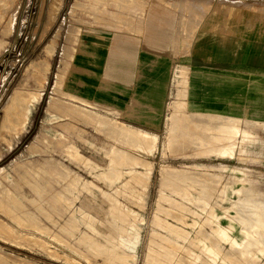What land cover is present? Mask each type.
<instances>
[{
  "label": "rangeland",
  "instance_id": "374dc122",
  "mask_svg": "<svg viewBox=\"0 0 264 264\" xmlns=\"http://www.w3.org/2000/svg\"><path fill=\"white\" fill-rule=\"evenodd\" d=\"M147 1L0 0V264H264L248 124L228 108L264 93V0H158L178 13L173 54L225 70L154 58L120 89L87 32ZM202 84L210 116L175 126Z\"/></svg>",
  "mask_w": 264,
  "mask_h": 264
},
{
  "label": "crops",
  "instance_id": "0c3cea01",
  "mask_svg": "<svg viewBox=\"0 0 264 264\" xmlns=\"http://www.w3.org/2000/svg\"><path fill=\"white\" fill-rule=\"evenodd\" d=\"M177 23L178 13L170 5L158 0H148L134 23L105 24L88 31L87 35L93 37L91 45L97 50L99 76L117 88L133 89L143 78V74H148L142 66L148 69L153 65L154 58H168L198 75L208 74L210 68L225 70L219 64L210 67L209 61L201 57H178L173 54ZM180 58L182 61H179ZM193 88L186 90L188 94L176 101L177 106L183 108L185 113L171 111L170 116L177 127L187 124L195 115L198 118L206 116L207 119L210 116L208 87L202 84L201 87ZM257 90L259 89H254ZM261 90L264 91V87ZM231 91L238 92L242 89ZM245 93L241 102H229L228 108L236 115L235 109L240 106L241 116L248 124L244 129L248 137L242 145L241 154L253 163L240 169L251 175L248 177L252 182L249 188H252L255 198H258L257 202L261 203L264 202V93L247 94L248 89H245ZM195 94L197 97H192ZM218 107V110H222V105Z\"/></svg>",
  "mask_w": 264,
  "mask_h": 264
},
{
  "label": "bare ground",
  "instance_id": "6f19581e",
  "mask_svg": "<svg viewBox=\"0 0 264 264\" xmlns=\"http://www.w3.org/2000/svg\"><path fill=\"white\" fill-rule=\"evenodd\" d=\"M196 7H197V6H196ZM202 7H203V6H202ZM204 7H205V6H204ZM205 9H206V8H205ZM226 12H227V11H226ZM196 13H197V12H196ZM194 23H196V22H194ZM198 24H199V22H198ZM195 26H196V25H195ZM70 97H71V96H70ZM34 98H36V97H34ZM38 98H39V97H38ZM30 99H32V98H30ZM30 99H29V100H30ZM72 99H73V98H72ZM72 99H71V100H72ZM31 101H32V100H31ZM78 102H79V101H78ZM80 103H81V102H80ZM50 107H51L50 109H52V106H50ZM17 108H18V107H17ZM20 109H21V108H20ZM23 109H24V108H23ZM23 109H22V111H23ZM50 109H49V110H50ZM81 110H82V109H81ZM81 110H80V111H81ZM22 111H21V112H22ZM18 112H19V111H18ZM19 114H20V113H19ZM20 115H22V113H21ZM12 119H13V118H12ZM8 120H9V119H8ZM8 120H7V122H8ZM25 120H26V119H25ZM18 121H19V120H18ZM20 121H21V120H20ZM10 122H11V121H10ZM14 123H15V122H14ZM18 123H19V122H18ZM16 124H17V122H16ZM16 124H15V125H16ZM19 126H20V125H19ZM236 128H238V127H236ZM13 130H14V129H13ZM13 130H12V131H13ZM21 131H22V130H21ZM139 131H140V130H139ZM10 132H11V131H10ZM140 132H141V131H140ZM144 132H145V131H144ZM233 132L237 133V130L235 131V130L233 129ZM138 133H139V132H138ZM138 133H137V134H138ZM142 133H143V131H142ZM142 133H141L140 135H142ZM143 135H144V134H143ZM143 135H142V136H143ZM145 135H146V132H145ZM148 135H149V133H148ZM233 135H234V134H233ZM152 136H153V135H152ZM152 136H151V137H152ZM149 137H150V136H149ZM149 137H148V138H149ZM152 138H153V137H152ZM152 138H151V139H152ZM154 138H155V136H154ZM154 138H153L152 141L155 143V139H154ZM227 138L229 139V137H227ZM234 138H235V135H234ZM231 139H232V138H231ZM231 139H230V140H231ZM226 140H227V139H226ZM233 140H234V139H233ZM153 142H152V143H153ZM226 142H227V141H226ZM64 145H65V144H64ZM152 146H154V145L152 144ZM221 152H222L223 154H225V153H226V154H227V153H228V154H229V153H232L231 150H230V151H226V149H225V150H222ZM70 156H71V155H70ZM259 225H261V227H263V226H264V222H263V221H260ZM219 233L223 234L222 229H221V231H219ZM247 233H248V232L246 231V235H247ZM246 235H245V236H246ZM225 237H226V239H227L228 242H230L231 244H233V246H239V247H240V246H242V244H243V242H238L234 237H232V236H230V235L225 234ZM117 258L120 259V258H122V257H117ZM123 258H124V257H123ZM125 259H127V258H124V260H125ZM131 259H132V258H131ZM133 259H134V256H133ZM120 260H122V259H120ZM120 260H119V261L116 260V261H117V262H120ZM124 260H122V261H124ZM122 261H121V262H122ZM132 262H134V261H132ZM125 263H126V261H125L124 263L122 262V264H125ZM126 264H128V263H126Z\"/></svg>",
  "mask_w": 264,
  "mask_h": 264
}]
</instances>
